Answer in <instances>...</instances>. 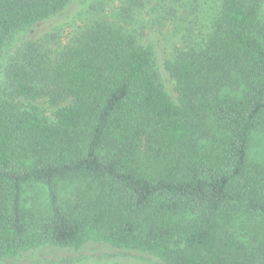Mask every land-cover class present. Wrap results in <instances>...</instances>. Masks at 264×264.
Here are the masks:
<instances>
[{"label":"trees","instance_id":"obj_1","mask_svg":"<svg viewBox=\"0 0 264 264\" xmlns=\"http://www.w3.org/2000/svg\"><path fill=\"white\" fill-rule=\"evenodd\" d=\"M71 1L0 0V259L95 241L264 264V0H208L200 17V0H93L80 24L9 48ZM145 10L172 22L177 101L140 40Z\"/></svg>","mask_w":264,"mask_h":264},{"label":"rangeland","instance_id":"obj_2","mask_svg":"<svg viewBox=\"0 0 264 264\" xmlns=\"http://www.w3.org/2000/svg\"><path fill=\"white\" fill-rule=\"evenodd\" d=\"M151 8L152 3L158 0H146ZM93 0H72L59 13L40 21L28 28L18 30L12 39L9 48L20 44L25 39L37 40L46 33L52 32L56 28L67 29L80 24L86 16V11ZM200 10L197 13L200 17L204 14L211 1L200 0ZM112 8L120 5L119 0H109ZM112 11V10H111ZM155 15H149L146 10L137 19L136 27L146 25L141 36L142 44L151 46L156 54V60L160 69L161 82L165 90L177 101L178 93L175 82L165 68V60L176 40L171 32L172 22L169 20L161 24H156ZM71 27V28H72ZM44 106L45 101H39ZM264 141H258L253 146V150L262 152ZM159 264V259L152 253L139 249L117 248L106 242L89 241L81 248H66L46 245L39 248L30 249L14 257L0 259V264Z\"/></svg>","mask_w":264,"mask_h":264}]
</instances>
